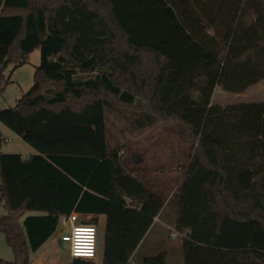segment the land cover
Masks as SVG:
<instances>
[{"label": "trees", "instance_id": "obj_1", "mask_svg": "<svg viewBox=\"0 0 264 264\" xmlns=\"http://www.w3.org/2000/svg\"><path fill=\"white\" fill-rule=\"evenodd\" d=\"M35 49L33 84L8 110L13 133L85 139L91 155L0 152V233L14 255L0 264H30L72 211L85 225L105 216L102 264H135L154 219L164 207L180 215L186 182L202 169L198 193L214 216L203 245L230 251L218 264H264V102L211 103L217 86L242 93L264 80V0H0V87L3 69ZM119 107L139 132L177 124L187 145L180 177L148 186L139 153L110 143L106 113Z\"/></svg>", "mask_w": 264, "mask_h": 264}, {"label": "rangeland", "instance_id": "obj_2", "mask_svg": "<svg viewBox=\"0 0 264 264\" xmlns=\"http://www.w3.org/2000/svg\"><path fill=\"white\" fill-rule=\"evenodd\" d=\"M39 64L40 51L35 49L29 53L26 63L15 69H13L12 64H8L2 71L8 82L0 87V131L5 138L0 152L18 153L22 154V156L28 153L32 154L38 150L50 153H70L75 151L80 153L88 151L89 153L90 148L87 143V150L79 144L83 141L86 142L85 139L68 138L52 144L34 139L40 143L34 146L33 144H26L13 133V116L8 110L14 107L16 101L32 86L33 74ZM211 102L223 105L264 102V80L248 87L242 93L226 92L217 86L213 91ZM131 116L130 109L124 110L121 107L115 112L106 113L107 135L110 143L123 146L129 152L139 153L140 156H137V158L141 162L140 167L144 173L145 183L148 186L155 187L158 182L167 181L171 174H177L180 177L182 171L178 172V168L181 160L185 158L187 145L180 135V128L177 124L158 121L151 127L139 132L130 125ZM38 122L37 120L35 124H38ZM208 176L209 174L202 169L188 179L185 190L188 188L186 196L189 200L182 201L180 215L176 220L170 221V224H174L172 230L167 228L164 222L163 215L166 210H163V214L154 219L153 231L148 234L144 244L135 251L133 258L135 264H140L143 256L153 255L160 251L167 252L166 264H216L218 258L230 253L228 250L213 251L203 245L201 241L203 231L212 230L214 227V216L206 213V204L198 193L199 184L207 180ZM6 214L7 210L3 203L0 202V218ZM27 214L29 213H25L21 219ZM61 224V221L58 222L57 233ZM95 227L97 230V249L96 255L92 260L94 264H101L104 216L99 218ZM166 229L169 230V234H175L177 239L170 240L166 234ZM182 230L187 231L184 237H182V234H184ZM0 259L7 263L12 262L14 259L11 249L5 243L1 233ZM71 260L67 252L66 243H51L49 240L38 252L30 254L29 263L67 264Z\"/></svg>", "mask_w": 264, "mask_h": 264}, {"label": "built area", "instance_id": "obj_3", "mask_svg": "<svg viewBox=\"0 0 264 264\" xmlns=\"http://www.w3.org/2000/svg\"><path fill=\"white\" fill-rule=\"evenodd\" d=\"M80 215L72 211L62 216L68 225V232L61 235L62 242L68 245L71 259H93L97 249V230L94 225H85L79 221Z\"/></svg>", "mask_w": 264, "mask_h": 264}, {"label": "crops", "instance_id": "obj_4", "mask_svg": "<svg viewBox=\"0 0 264 264\" xmlns=\"http://www.w3.org/2000/svg\"><path fill=\"white\" fill-rule=\"evenodd\" d=\"M212 103V102H211ZM213 104V103H212ZM218 105H223V104H218ZM20 138V140H23V142H25L26 144H31L32 142L33 143H35V141H33L32 139H29V138H27V137H25V136H22V137H19ZM39 144V143H38ZM42 153H46V152H42V151H40V150H38L37 152H33L32 154H42ZM32 154H30V153H28L27 155H25V156H22V154H20L23 158H27L28 156H30V155H32ZM63 154V153H62ZM83 155H91V153H85V154H83ZM178 172H179V170H178ZM184 172H186V170L184 171ZM174 190V189H173ZM187 200H189V198L186 196V193L184 194V198H183V202L184 201H187ZM163 210H166V213L163 215L164 216V219H165V223H166V227L167 228H169L170 230H172L173 228H174V224H170V221H172V220H176L177 219V214H174L169 208H167V207H164L161 211H160V213H159V215L158 216H161L162 214H163ZM101 216H104V215H99V216H97V222H96V224L98 223V221H99V218L101 217ZM157 216V217H158ZM209 216V215H208ZM81 217V216H80ZM80 217H79V219H80ZM156 217V218H157ZM86 219H90L91 218V216H86L85 217ZM61 221V227H60V229H59V232L57 233L56 232V230H55V232L53 233V235L46 241V242H48L49 240H50V242L51 243H59V242H62L61 241V239H60V237H61V235H63V234H65V233H67L68 232V225L66 224V223H64L63 222V220H62V216L60 217V219H59V222ZM211 224H212V222H211ZM96 226V225H95ZM153 226H154V224H152L151 225V227L149 228V230L146 232V234L144 235V237H143V239L141 240V242H140V244H139V246H138V248H140L141 246H142V244H144V241H145V239H146V237L148 236V234H150L152 231H153ZM104 227H105V216H104ZM179 231V230H178ZM183 231V233L184 234H182V237H184L186 234V230H182ZM166 234L168 235V232H169V230L168 229H166ZM177 236H175V234H173V233H170L169 235H168V238L170 239V240H176L177 238H176ZM46 242L40 247V248H42L43 246H45V244H46ZM62 243H64V242H62ZM67 245V244H66ZM39 248V249H40ZM137 248V249H138ZM208 248V247H207ZM213 250V249H212ZM213 251H217V250H213ZM38 252V251H37ZM67 252H68V245H67ZM36 253V252H35ZM69 255V254H68ZM218 260H219V258L217 259V261H216V264H218ZM69 263V262H68ZM67 263V264H68ZM101 264H102V261H101Z\"/></svg>", "mask_w": 264, "mask_h": 264}]
</instances>
